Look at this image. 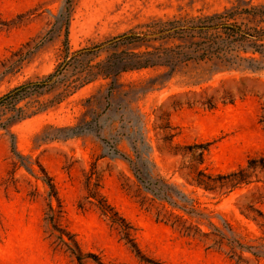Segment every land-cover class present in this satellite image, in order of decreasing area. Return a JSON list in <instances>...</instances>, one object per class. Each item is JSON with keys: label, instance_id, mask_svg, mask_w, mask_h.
Segmentation results:
<instances>
[{"label": "rangeland", "instance_id": "374dc122", "mask_svg": "<svg viewBox=\"0 0 264 264\" xmlns=\"http://www.w3.org/2000/svg\"><path fill=\"white\" fill-rule=\"evenodd\" d=\"M263 3L0 0V96L24 82L43 78L77 50H93L81 55L80 62L72 60L59 76L60 82H72L79 75H88L92 81L76 83L77 89L59 102L53 101L62 90L57 87L33 97L27 113L36 110V99L50 106L14 122L10 132L0 129V264H80L63 243V239L70 242L78 253L67 232L77 239L85 264H246L231 259L227 246H211L210 238L188 235L173 226L174 217L167 209L186 213L153 201L129 163L113 156L110 146L117 143L133 155L127 140L128 120L143 115L157 173L198 202L203 218L186 214L189 222L211 231L210 221L222 226L225 220L246 240L264 236V217L256 211L264 213L262 183L230 194L206 191L190 184L191 159L181 151L176 154L178 146L208 143L200 167L213 174L232 171L250 157L264 155V127L259 121L264 112V70H217L211 64L191 62L178 66L172 76L165 67L133 68L109 75V63L118 62L119 70L134 63L136 58L130 52L144 46L125 43L119 36L146 32L153 20ZM196 80L202 81L201 85L193 86ZM203 88L214 95L228 90L236 101L220 103L213 110L186 104L174 107L178 97L173 94H182L179 99L184 101L187 91ZM20 105L25 106L26 100ZM166 118L177 133L170 141H164L157 127ZM5 119L0 116V122ZM11 133L18 151L34 162L37 176L19 165ZM38 162L52 177L61 207L57 197L48 196L50 189L40 179L44 174ZM93 168L99 174L100 192L133 227L139 251L94 204L85 202L87 174ZM248 264L259 263L252 258Z\"/></svg>", "mask_w": 264, "mask_h": 264}, {"label": "trees", "instance_id": "16d2710c", "mask_svg": "<svg viewBox=\"0 0 264 264\" xmlns=\"http://www.w3.org/2000/svg\"><path fill=\"white\" fill-rule=\"evenodd\" d=\"M147 27L146 32H129L119 36V40L125 41V43L136 45L138 48L144 46V48L130 52V55L134 56L136 60L134 63L125 64L121 70L117 69L118 62L109 63V75L113 72L133 70V68L165 67L168 68L167 74L172 76L178 66L187 65L191 62L211 64L217 70L248 72L264 70V3L248 7H225L221 11L201 16L160 18L153 20ZM91 51L93 50L85 47L77 50L73 52L72 57L67 55L66 59L59 63L53 72L43 78L24 82L0 96V116H6V119L0 122V129H6L10 132L9 126L14 122L46 110L50 106L49 103H43L36 99L35 101L38 103L36 110L27 113L26 106L32 103L29 100L33 97H40L57 87L62 88V90L58 91L56 100L53 101L59 102L63 96L77 89L76 83L92 81L93 78L88 75H79L72 82H60L59 80L64 68L72 60L80 62V56ZM201 83L202 81L196 80L192 85L199 86ZM177 95H172L178 97L173 102L175 108L186 104L189 107L200 106L213 110L220 103L233 104L236 101V96L228 90H224L220 95H214L210 94L205 88L201 90L190 89L185 93L186 98L184 101L179 99V97L182 98V94ZM25 100L26 105L21 106L20 103ZM143 118V115L139 114L135 119L130 117L128 120L130 125L127 140L133 155L123 151L117 143H112L110 146L112 155L120 156L129 163L144 190L152 195L153 201H160L165 208H167L166 204H169L174 209L181 210L190 217L202 219L197 200L179 188L176 183L157 173V165L152 157L153 146L145 131ZM160 118L164 119L163 116H160ZM259 121L264 127V112ZM157 127L162 130L164 141L172 140L177 134L172 132L173 127L169 118H166V121H162ZM11 136L13 153L20 162L16 163L26 167L29 172L37 176L34 162L30 157L18 151L15 135L11 133ZM208 145V143H193L177 147L176 154L181 151L180 153L183 156L191 159L190 168L193 174L191 180H189L191 185L203 188L206 191L224 194H230L237 188L255 183H262V188H264V155L250 157L245 165L232 171L213 174L200 167L205 162V151L208 150ZM38 165L44 174L40 179L50 189L48 196L51 199L57 197L61 207V201L52 177L43 164L38 162ZM85 187L87 190V194L84 196L85 202L94 204L116 226L122 237L128 242L130 241L139 251L132 235L133 227L100 192L101 181L95 168L87 174ZM83 203L81 202L80 206ZM49 207L50 211L54 212L55 207L52 202L49 203ZM167 210L169 216L174 217L173 226H177L180 231L188 235H200L210 238L213 241L211 246H227L229 257L236 259L238 263L248 264L252 258L256 259L259 264L264 261V236L246 240L238 235L229 222L225 220H223L222 226L210 221L213 230L204 231L200 225L189 222L188 218L185 217L186 214L176 213L172 209ZM256 211L264 217L261 210L257 209ZM167 221H170L169 218H167ZM261 225L264 226V224ZM67 234L78 249V253L74 252L70 242L63 239L67 250L75 255L80 264H85V254L80 250L77 239L70 232H67Z\"/></svg>", "mask_w": 264, "mask_h": 264}]
</instances>
